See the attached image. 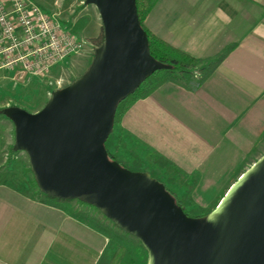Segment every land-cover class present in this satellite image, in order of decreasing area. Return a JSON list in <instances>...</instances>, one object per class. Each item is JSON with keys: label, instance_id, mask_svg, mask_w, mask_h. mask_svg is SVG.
I'll use <instances>...</instances> for the list:
<instances>
[{"label": "crops", "instance_id": "1", "mask_svg": "<svg viewBox=\"0 0 264 264\" xmlns=\"http://www.w3.org/2000/svg\"><path fill=\"white\" fill-rule=\"evenodd\" d=\"M31 1L50 12L71 10L79 3ZM87 2L90 8L72 17L73 24L87 17L79 32L86 37L89 28L105 27L99 5ZM146 26L199 61H211L233 46L203 80L197 81L189 71L179 73L176 81H167L135 101L120 123L163 165L192 176L202 187L219 188L216 208L243 173L264 157V0H156ZM137 34L121 40L118 71L132 66L128 57L135 55ZM105 40L104 35L102 45ZM104 86L95 83L96 95ZM94 100L102 105L99 96L90 102ZM76 114L62 117L65 128L74 134L67 145V161L73 166L67 171L87 177V165L78 153ZM104 156L116 163L107 150ZM92 172L99 174V169ZM21 187L15 180H0V264H104L108 247L104 234L48 201L25 194Z\"/></svg>", "mask_w": 264, "mask_h": 264}, {"label": "water", "instance_id": "2", "mask_svg": "<svg viewBox=\"0 0 264 264\" xmlns=\"http://www.w3.org/2000/svg\"><path fill=\"white\" fill-rule=\"evenodd\" d=\"M99 1L108 23L109 37L106 25L104 27L108 48L103 59L98 61L97 57L90 69L92 75L88 85L76 97L58 105L48 104L37 117L20 110L16 113L40 178L49 190L44 189L36 177L39 187L57 198H79L96 205L143 244L148 252V262L151 254L143 238L160 254V264H264V163L253 176L243 181L219 214L184 234L169 224L158 206L161 204L178 230L187 228L163 194L128 179L105 158L103 142L111 131L117 102L162 64L149 54L146 34L137 21L134 0ZM136 31L135 55L128 57L132 66L124 72L118 71L121 40ZM98 81L105 86L96 95L94 88ZM96 96L102 100L100 107L96 100L90 102L91 97ZM74 111L78 116L75 128L80 138L78 153L83 164L87 165V177L77 170L67 171L73 166L67 161V145L74 134L65 128L62 117ZM15 132L17 140L16 121ZM89 146L100 158L89 156ZM96 168L99 174L92 172ZM50 174L56 177L51 179ZM87 194L102 203L122 224L117 223L98 203L85 199ZM250 215L253 217L249 218Z\"/></svg>", "mask_w": 264, "mask_h": 264}, {"label": "rangeland", "instance_id": "3", "mask_svg": "<svg viewBox=\"0 0 264 264\" xmlns=\"http://www.w3.org/2000/svg\"><path fill=\"white\" fill-rule=\"evenodd\" d=\"M87 1L76 0L78 4L71 6V10L67 9L63 12H50L41 7L44 11L58 16L61 21L69 25L68 27L76 37L84 41L83 48L79 52L58 61L47 74L41 76L25 74L20 77L16 68L0 69V180H15L23 186L19 188L20 191L48 202L53 199L41 194L42 190L36 181L30 154L22 145L17 144L12 110L36 113L50 104L56 94L72 87L90 71L103 44L104 30L89 28L88 37H86L79 32L87 17H79L76 23H72V17L78 15L81 9L90 8L91 4ZM155 1L152 0V6ZM146 18L144 26L151 31L146 26ZM137 21L139 23L138 16ZM211 61L198 60L188 68V71L197 81H201L205 68ZM111 131L103 144L110 160L126 170L141 172L154 178L180 210L191 213L188 217H196L200 212L205 210L210 212L214 208L219 188L202 187L200 183L192 181V176L186 173L178 174L169 165H163L162 160L153 150L138 137L126 133L120 124H113ZM118 159L122 160L125 166L119 163ZM70 204L73 213L89 216L116 233L117 237L108 245L103 258L104 264H147L148 252L143 244L135 236L119 227L96 205L79 198H72Z\"/></svg>", "mask_w": 264, "mask_h": 264}, {"label": "built area", "instance_id": "4", "mask_svg": "<svg viewBox=\"0 0 264 264\" xmlns=\"http://www.w3.org/2000/svg\"><path fill=\"white\" fill-rule=\"evenodd\" d=\"M84 41L55 14L31 0H0V69L45 75L58 61L79 52Z\"/></svg>", "mask_w": 264, "mask_h": 264}, {"label": "trees", "instance_id": "5", "mask_svg": "<svg viewBox=\"0 0 264 264\" xmlns=\"http://www.w3.org/2000/svg\"><path fill=\"white\" fill-rule=\"evenodd\" d=\"M134 4L139 19V25L142 27L146 34L149 54L157 62L161 63L162 66L157 67L153 71H151L134 90L119 99L116 104L113 115L114 125H118L121 123L124 113L130 108V106L135 101L149 96L156 88H158L160 85L167 81H176L178 79L179 73L188 72V68L198 61V59L190 56L189 54L181 51L180 49L169 44L163 39L157 37L144 26V20L153 4L152 0H134ZM232 47L233 46L227 47L208 64V67L205 68L206 71L205 74L202 76V80L215 69V67L223 60V58L226 56V54ZM115 158L117 159V157ZM118 162L125 166L122 160L118 159ZM40 192L44 196L51 198V200L53 199L52 201L48 202L49 204L63 210L64 212L75 217L76 219H80L82 222L86 223L87 225L104 234L108 239V245L111 240L117 237L116 233H114L108 226L95 221L89 216H82L73 213L72 206L70 204L71 199L57 198L48 195L43 191ZM181 211L184 212L187 216H191L190 212H186L183 209ZM207 214H209V211L205 210L200 212L199 215H197L196 217H202ZM142 249H144V247H142Z\"/></svg>", "mask_w": 264, "mask_h": 264}, {"label": "bare ground", "instance_id": "6", "mask_svg": "<svg viewBox=\"0 0 264 264\" xmlns=\"http://www.w3.org/2000/svg\"><path fill=\"white\" fill-rule=\"evenodd\" d=\"M92 1H96V3L99 5V7L101 9L102 16L104 18L105 25H106V31H107V34H108V37H109L108 23H107V20H106L105 12L103 11V9L100 6V3H99L100 1L99 0H92ZM107 48H108V43H105L104 45L101 46V48L99 50V53H98L99 55H97V57H99L98 61H101L103 59L104 54L107 53ZM91 73L92 72H88L80 81L75 83L72 87L64 90L63 92H60L59 94H56L49 105H51V106L58 105V104H61V103L65 102L68 98L78 96L85 89V87L88 85V83H89V81L91 79V75H92ZM18 111H19V109H13L12 110L13 118L16 121V124H17V144L22 145L30 153V157L32 159L31 151L29 149V142L24 139L23 130H22L17 118H16L17 117L16 113ZM24 113H26V112H24ZM38 114H39V112L33 113L32 115L34 117H37ZM88 154L92 158H100V155H98V153L94 152V150L90 146L88 148ZM263 163H264V157H262L258 162L254 163L252 165V167L248 169L247 172L243 173V175L241 176V179L238 180L236 183H234L231 186V188L227 191V193L224 195V197H222V199L219 202V204L217 205V207L214 208L213 211L210 214H208L206 216H203V217H188L185 214H183L182 211L174 204L173 200L165 192V190L162 188V186L158 182H156V180H154V178L150 177L149 175L141 173V172H132V171H129V170H125L121 166H119L117 163H113L111 165L113 166V168L116 169V171H118L119 173H121L122 175L127 177L128 179L134 181L135 183L140 184V185L141 184L142 185H148L149 187L155 188L161 194H163L165 199L176 210V212H177L178 216L180 217V219H182V221L187 225V228L184 229V230H178V227L172 223V221L170 220L169 216L167 215V213L165 212V209L161 206V204L158 203L159 204L158 206L163 210V212H164L169 224L176 231H178V233H184L185 234V233L190 232V230H192L193 228H196V227H199L200 225H203L204 223H206L207 221H209L210 219L215 217L217 214H219L221 212V210L226 206V204L229 201V199L236 193V191L242 185L243 181L246 178H249V177L253 176L257 172V170L262 166ZM32 165H33L36 177H37L38 181L40 182L41 186L44 189H48L44 185V183L42 182V179L40 178L39 172H38V170H37V168L35 166V163H34L33 159H32ZM150 193H152V192H150ZM85 199L89 200L90 202H94L95 201L96 203H98L100 205V207H102V209L108 215L112 216L117 223L122 224V222L111 211H109L104 205H102V203H99L91 195L87 194V197H85ZM143 241L148 246V249H149L150 254H151L150 255V260L147 263L148 264H160L161 263L160 254L157 252V250L154 248V246H152V244L149 243V241H147L144 238H143Z\"/></svg>", "mask_w": 264, "mask_h": 264}, {"label": "flooded vegetation", "instance_id": "7", "mask_svg": "<svg viewBox=\"0 0 264 264\" xmlns=\"http://www.w3.org/2000/svg\"><path fill=\"white\" fill-rule=\"evenodd\" d=\"M113 125V124H112ZM111 130H112V128H111ZM109 135V134H108Z\"/></svg>", "mask_w": 264, "mask_h": 264}]
</instances>
